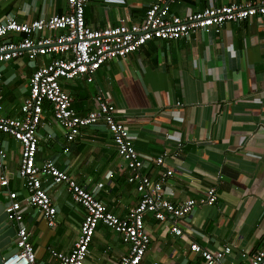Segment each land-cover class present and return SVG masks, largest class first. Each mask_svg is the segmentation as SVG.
<instances>
[{
  "label": "crops",
  "instance_id": "0c3cea01",
  "mask_svg": "<svg viewBox=\"0 0 264 264\" xmlns=\"http://www.w3.org/2000/svg\"><path fill=\"white\" fill-rule=\"evenodd\" d=\"M154 1L91 0L85 9L86 24L91 28L115 26L121 20L138 24ZM241 1L258 0H181L170 4V12L185 16ZM67 12L65 0H0V20L13 16L30 21ZM49 61L39 57L32 64L28 58H17L2 64L4 116H23L21 105L28 97L32 65ZM19 71L24 73L19 76ZM15 79L23 98L18 108L8 111L6 89ZM61 85L71 95L74 111L82 116L96 109V96L103 93L127 121L146 165L166 154L165 164L173 176L164 191L172 202L199 199L207 188H217V205L192 211L184 220L182 237L172 234L167 223L146 214L151 242L141 264H200L201 257L190 249L192 242L210 250L230 245L232 264H245L241 252L264 246V32L255 20L227 23L219 34L154 39L125 59L103 65L92 83L62 80ZM37 135V163L53 160L117 216L135 208L136 187L121 172L122 161L102 122L84 128L81 137L69 142L46 104ZM1 140L7 152L8 189L20 193L23 224L31 231L37 261L61 264L51 250L70 252L84 208L64 184L51 186V178L42 177L57 209L55 225L49 226L25 200L23 181L17 175L20 143L5 134ZM162 171L157 168L152 176L157 178ZM6 191L0 188L4 205ZM128 252L121 235L101 223L84 264H118Z\"/></svg>",
  "mask_w": 264,
  "mask_h": 264
},
{
  "label": "built area",
  "instance_id": "2783aa9c",
  "mask_svg": "<svg viewBox=\"0 0 264 264\" xmlns=\"http://www.w3.org/2000/svg\"><path fill=\"white\" fill-rule=\"evenodd\" d=\"M90 1L65 0L68 7L65 14L30 21H19L13 16L0 20V188L7 189V221L17 227L14 246L17 251L4 260L5 264L39 263L31 243V231L23 224L20 193L8 189L9 178L5 173L7 152L1 140L3 134L20 143L17 175L23 181L25 200L42 214L49 226L55 225L57 209L42 177H50L51 186L64 184L73 200L84 208L85 216L70 252L51 250L61 264L85 263L93 236L101 223L120 234L129 246L128 254L118 264H141L151 242L145 228L146 214H151L157 222L167 223L172 234L182 237L184 220L192 211L218 203L216 186L207 188L199 199L189 198L181 203L169 200L164 185L173 176V171L166 167V154L146 165L134 146L127 121L103 93L96 96V109L82 116L72 108V97L62 88L61 81L80 79L92 83L103 65L118 58L125 59L154 39L177 40L200 32L219 34L227 23L249 20H255L264 32V0L210 6L185 16L170 12V4L181 0H155L147 8L142 22L128 24L121 20L118 25L100 28L86 24L85 9ZM39 57H48L50 61L38 67L32 65L35 69L29 80L28 97L21 105L23 116H4L2 64L17 58H28L33 64ZM46 104L51 106L54 118L69 142L81 137L84 128L99 122L104 124L122 161L121 172L126 174L129 183L135 185L139 195L137 205L126 216L111 213L93 192L79 184L67 171L59 169L53 160L37 163V131ZM157 168L163 171L154 178L152 174ZM190 249L201 257L200 264H232L233 247L230 245L210 250L192 242ZM241 256L246 260L245 264H264V246L255 251L241 252Z\"/></svg>",
  "mask_w": 264,
  "mask_h": 264
},
{
  "label": "water",
  "instance_id": "95a60500",
  "mask_svg": "<svg viewBox=\"0 0 264 264\" xmlns=\"http://www.w3.org/2000/svg\"><path fill=\"white\" fill-rule=\"evenodd\" d=\"M15 237L16 227L7 221L5 205L0 203V264H5L4 260L17 251L16 247H11ZM6 248L8 251L4 252Z\"/></svg>",
  "mask_w": 264,
  "mask_h": 264
},
{
  "label": "rangeland",
  "instance_id": "374dc122",
  "mask_svg": "<svg viewBox=\"0 0 264 264\" xmlns=\"http://www.w3.org/2000/svg\"><path fill=\"white\" fill-rule=\"evenodd\" d=\"M24 71H19L17 75H21ZM23 94L20 84H17L16 79L9 84L6 89V99L4 100L5 108L10 111L18 108L22 102ZM1 196V195H0Z\"/></svg>",
  "mask_w": 264,
  "mask_h": 264
}]
</instances>
